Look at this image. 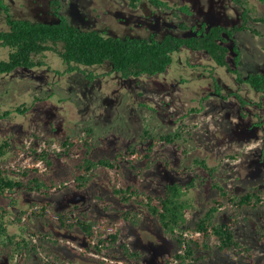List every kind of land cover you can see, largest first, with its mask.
I'll list each match as a JSON object with an SVG mask.
<instances>
[{"label":"rangeland","instance_id":"374dc122","mask_svg":"<svg viewBox=\"0 0 264 264\" xmlns=\"http://www.w3.org/2000/svg\"><path fill=\"white\" fill-rule=\"evenodd\" d=\"M5 1L17 17L39 18L49 11L52 16L44 20L56 18L49 0ZM166 1L170 5H186L190 11L156 8L147 0H141L136 7L130 6L129 0H61L63 7L60 12L67 16L70 24L83 29H104L112 35L148 36L154 33L161 37L165 32L187 33L179 29L181 21L190 26L202 22L226 25L240 22V10L231 0ZM249 1L256 7L258 15H264V0ZM3 16L1 12V22ZM164 22L171 26H165ZM254 25L259 35L248 31L235 34L241 49L240 69L244 75L249 71H264V24L256 22ZM7 53L8 49L0 46V58L7 57ZM42 58L46 61L44 66L18 68L0 77V104L4 108L23 103L32 106L26 114L15 113L10 121L0 120V140L10 135L17 144H30L31 141L35 146L43 138L75 134L84 126L91 125L97 139L92 157H113L118 149L138 140L145 127L161 134L173 132L180 124H186L192 127L191 132L185 135L186 139L179 141V146L165 147L164 152L170 155L176 168L191 167L192 170L180 175L158 166L138 181L141 187L161 193L168 182L184 183L194 177L198 183L193 192L194 204L202 208L213 191L209 189V181L204 179L201 183L203 178L209 180L210 176L195 164L194 159L199 157L216 167L218 178L229 187L237 190L248 186L264 188V94L251 91L245 83H237L230 72L216 65L206 53L183 48L175 53L173 62L164 73L152 77L124 79L111 72L109 63L91 66L96 74L91 81L81 73L64 72L66 65L54 53H47ZM208 70H212L220 86V94L214 90ZM235 93L250 99L253 104L241 107ZM194 107L199 109L191 111ZM53 157L52 176L58 180H71L76 159L64 155L57 157L55 152ZM4 163L15 164L12 158H7ZM123 171L124 177L119 184L137 181V176L128 169ZM107 181V173L100 172L82 192L71 187L56 191L54 207L62 209L80 203L92 217H106L111 224L118 219L123 208L135 207L120 202L107 186ZM96 195L104 200L99 201ZM17 198L15 206H10L8 199L0 198V205H6L12 217L22 209L30 212L33 203L42 202L35 193H23ZM103 203L109 205L108 210L103 208ZM244 214L248 218L243 220L241 217L235 226V234L240 243L250 248L251 255L213 251L211 264H264V211ZM198 215L199 211H194L192 221ZM221 219L227 220V213ZM22 222H25L24 218ZM121 226L120 243L127 242L141 250L144 253L142 264H165V259L177 250L176 242L165 235L153 220L147 218L137 227L125 223ZM53 227L52 215L39 221L41 230ZM61 234L65 240L60 253L66 257L78 255L85 245L83 237L74 233Z\"/></svg>","mask_w":264,"mask_h":264},{"label":"trees","instance_id":"16d2710c","mask_svg":"<svg viewBox=\"0 0 264 264\" xmlns=\"http://www.w3.org/2000/svg\"><path fill=\"white\" fill-rule=\"evenodd\" d=\"M147 1L156 8L190 11L186 5H170L166 0ZM231 1L240 10L238 24L202 22L190 26L181 21L179 29L188 34L165 32L156 37L154 33L148 36L112 35L104 29H83L70 24L67 16L60 12L61 0H49L51 12L56 17L52 21L44 20L51 15L49 11L39 18L17 17L6 1L0 0V13H4L3 22L0 21V46L8 49L7 57L0 58V77L18 68L44 66L46 61L42 57L47 53H54L66 65L64 72L81 73L90 81L96 76L90 67L104 63H109L111 72L124 79L152 77L164 73L175 53L187 48L206 53L216 65L230 72L237 83H245L251 91L264 94V71H249L244 75L240 69L241 49L235 35L239 31L259 35L254 24H264V15H258L249 0ZM140 2L129 0L132 7ZM208 77L220 94L212 70H208ZM235 96L241 107L253 104L240 94L235 93ZM31 107L23 103L4 108L0 104V120L10 121L15 113L26 114ZM198 109L194 107L191 111ZM191 128L180 124L173 132L157 134L145 127L138 140L118 149L113 157L99 158L92 157L97 139L91 125L75 134L43 138L35 146L31 141V146L27 142L17 144L10 135L3 137L0 140V198L8 199L9 205L15 206L18 195L35 193L42 202L33 203L30 212L22 209L13 217L6 205H0V264H142L144 253L141 250L127 242L120 243L121 224L137 227L147 218L176 242L177 250L165 259V264H211L213 251L250 256V248L237 239L235 226L241 217L248 218L245 212L264 211V188L248 186L237 190L229 187L218 178L216 167L199 157L194 159L195 164L210 176L209 180L203 178L201 183L209 181V189L213 191L202 208L194 204L193 192L198 187L194 177L184 183L168 182L161 193L150 192L138 182L158 166L180 175L192 170L191 167L176 168L170 155L164 152L167 146H179V141L186 139ZM54 152L57 157L64 155L76 159L71 180L52 176ZM7 158H12L15 164L6 165ZM123 169L136 175L137 181L119 184L124 177ZM100 172L107 173V186L112 194L120 202L133 205L134 209L123 208L118 219L110 224L106 217H92L80 203L62 209L54 207V192L69 187L82 192ZM96 198L104 200L99 195ZM103 208L108 210L109 205L103 203ZM196 210L199 215L192 221ZM224 213H227V220L221 219ZM50 215L54 218V227L41 230L39 221ZM61 233L83 237L85 245L78 255L66 257L60 253L65 240Z\"/></svg>","mask_w":264,"mask_h":264},{"label":"water","instance_id":"95a60500","mask_svg":"<svg viewBox=\"0 0 264 264\" xmlns=\"http://www.w3.org/2000/svg\"><path fill=\"white\" fill-rule=\"evenodd\" d=\"M164 24L167 26H171V24L169 22H165Z\"/></svg>","mask_w":264,"mask_h":264},{"label":"flooded vegetation","instance_id":"af4514ba","mask_svg":"<svg viewBox=\"0 0 264 264\" xmlns=\"http://www.w3.org/2000/svg\"><path fill=\"white\" fill-rule=\"evenodd\" d=\"M165 23V22H164ZM165 25V24H164ZM165 26H167V25H165ZM168 27H170V26H168Z\"/></svg>","mask_w":264,"mask_h":264}]
</instances>
